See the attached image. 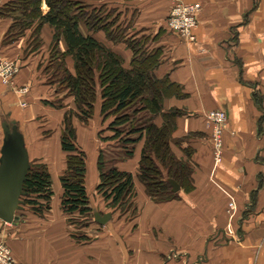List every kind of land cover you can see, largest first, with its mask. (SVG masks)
<instances>
[{"label":"crops","instance_id":"crops-1","mask_svg":"<svg viewBox=\"0 0 264 264\" xmlns=\"http://www.w3.org/2000/svg\"><path fill=\"white\" fill-rule=\"evenodd\" d=\"M84 2L110 9L118 18L116 25L130 35L151 40L157 35L151 47L161 49V58L154 75L167 76L182 93L164 100V112L182 111L175 118L170 147L178 160L189 164L192 189L185 192L179 186L178 197L166 202L147 197L136 177L139 141L132 156L116 164L134 178L131 210L108 208L95 192L97 171L86 170L94 213L110 218L101 225L93 213L79 226L72 224L71 215L60 210L59 177L65 163L59 125L64 111L42 104L52 93L37 69L46 57L51 29L43 26L37 51L25 50L29 32L5 46L10 21L0 16V60L16 67L7 83L0 78V119L22 128L29 158L47 165L53 190L49 211L29 213L15 224L0 220V241L18 264H264V0H183L200 6L190 40L167 28L169 0ZM41 10L47 11L44 0ZM80 30L87 33L83 24ZM94 36L129 66L130 49L108 42L101 32ZM67 64L71 69L70 58ZM100 103L97 97L87 124L73 120L89 164L96 154L97 132L105 124ZM213 110L227 116L220 162L213 158L211 129L204 119ZM153 122L163 124L160 116Z\"/></svg>","mask_w":264,"mask_h":264},{"label":"trees","instance_id":"trees-1","mask_svg":"<svg viewBox=\"0 0 264 264\" xmlns=\"http://www.w3.org/2000/svg\"><path fill=\"white\" fill-rule=\"evenodd\" d=\"M41 1L4 0L1 3L0 16L10 21L2 45L6 46L29 32L25 50L37 51L42 46L43 26L51 29L46 57L37 69L52 97L54 94H62V97L55 96L53 101L44 99L42 104L65 109L67 104L63 105V100H71L60 126V151L65 163L59 177L62 189L60 210L71 215L72 224L77 226L95 211L86 192L85 155L77 142L73 120L87 124L93 117L97 97L101 100L102 122L109 120L106 128L97 132V138L115 142L119 151L111 161L101 153L97 158L95 192L106 206L120 213L131 210L130 200L136 195L134 178L131 173L119 170L116 164L132 156L133 146L139 141L143 144L136 177L147 197L155 202L177 198V192H172L168 182L170 179L189 192L192 189L190 166L178 160L170 147L174 121L182 111H163L165 99L182 96V93L167 76L157 78L154 75L161 58V49L151 47V41L157 35L152 40L150 36L130 35L125 27L116 25L118 18L110 9L90 7L84 0H44L46 13L41 10ZM81 24L86 27V34L81 32ZM98 32L108 42L123 43L130 49L132 57L128 67L120 54L95 38L94 34ZM67 58L72 61L71 69ZM159 116L163 120L160 127L153 122ZM104 133L109 135L103 136ZM29 163L22 185L24 195L20 197L23 208L15 212L20 218L29 213L49 211L53 197L47 165L31 158Z\"/></svg>","mask_w":264,"mask_h":264},{"label":"water","instance_id":"water-1","mask_svg":"<svg viewBox=\"0 0 264 264\" xmlns=\"http://www.w3.org/2000/svg\"><path fill=\"white\" fill-rule=\"evenodd\" d=\"M2 138L0 144V220L4 223L15 224L20 217L16 211L23 208L20 197L24 195L22 185L30 167L25 138L15 121H3L0 124ZM172 192L179 191V185L168 180ZM98 224H104L110 214L94 213Z\"/></svg>","mask_w":264,"mask_h":264},{"label":"built area","instance_id":"built-area-1","mask_svg":"<svg viewBox=\"0 0 264 264\" xmlns=\"http://www.w3.org/2000/svg\"><path fill=\"white\" fill-rule=\"evenodd\" d=\"M169 1L171 7L166 19L167 28L181 38L192 39L191 32L196 26V16L200 6L198 4H186L183 0ZM15 71L16 67L14 64L0 60V78L3 83H7L8 78ZM204 119L211 129L210 140L213 158L216 162H220L223 150V132L227 122L226 113L222 110H213L206 113ZM0 264H18L4 241H0Z\"/></svg>","mask_w":264,"mask_h":264},{"label":"rangeland","instance_id":"rangeland-1","mask_svg":"<svg viewBox=\"0 0 264 264\" xmlns=\"http://www.w3.org/2000/svg\"><path fill=\"white\" fill-rule=\"evenodd\" d=\"M45 63H46V61L44 62V64L42 65V68L45 66ZM40 79L42 80V78L40 77ZM44 79V78H43ZM45 79H47L46 77H45ZM30 88V87H29ZM27 90H28V87H27ZM50 90V89H49ZM51 91V90H50ZM26 93H28V92H26ZM36 93H38V92H36ZM25 94V93H24ZM55 96L56 97H62V94H59V95H55L54 94V96L53 97H50V98H48V100L49 101H53L54 99H55ZM69 101H71L70 100V98H68V99H64L63 100V102H62V104L63 105H66L67 104V102H69ZM56 102V101H55ZM54 110H58V109H55V108H53ZM65 110H67L66 108L65 109H60V110H58L59 112H63V111H65ZM1 121H2V119H0V123H1ZM109 121V120H108ZM107 121V122H108ZM107 122H105V124L104 125H102L101 127H100V129L99 130H102V129H105L106 128V125H107ZM36 126H38V125H36ZM59 126H61V125H59ZM20 130L22 131V128L20 127ZM103 136H107V135H109V133H104V134H102ZM96 140H97V146H96V154H95V156H94V160L89 164V160H90V155H89V152H87L86 153V151L85 150H82L83 152H84V155H85V164H86V167L85 168H87L86 170H88V171H90V172H92L93 174L95 173V171H97V173H98V167H97V158H98V155H99V153H101L103 156H105L106 158H108L109 159V161H111L110 159L111 158H114V157H116L117 155H119V151L117 150V145H116V143L115 142H113V141H101L100 139H98L97 138V135H96ZM0 142H1V129H0ZM51 145V144H50ZM53 148H54V142H52V145H51ZM56 150H57V148H56ZM32 159V158H31ZM33 160H36V157H33V159H32V161ZM31 163V162H30Z\"/></svg>","mask_w":264,"mask_h":264}]
</instances>
